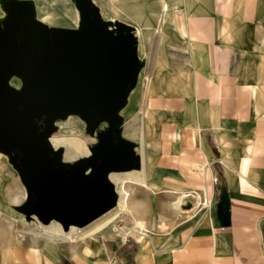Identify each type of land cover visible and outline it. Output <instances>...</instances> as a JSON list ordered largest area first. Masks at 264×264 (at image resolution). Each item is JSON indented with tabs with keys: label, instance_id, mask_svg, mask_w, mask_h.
<instances>
[{
	"label": "crops",
	"instance_id": "1",
	"mask_svg": "<svg viewBox=\"0 0 264 264\" xmlns=\"http://www.w3.org/2000/svg\"><path fill=\"white\" fill-rule=\"evenodd\" d=\"M157 1L153 14L176 43L160 44L143 107L139 89L131 97L130 120L143 113V132L161 140L152 179L205 192L212 210L178 245L102 234L64 242V250L48 244L42 264H264V0H211L205 15H172L182 26L168 25L166 0ZM173 55L180 67L167 62ZM222 186L231 204L226 228L216 214ZM181 197L201 201L198 193Z\"/></svg>",
	"mask_w": 264,
	"mask_h": 264
},
{
	"label": "water",
	"instance_id": "2",
	"mask_svg": "<svg viewBox=\"0 0 264 264\" xmlns=\"http://www.w3.org/2000/svg\"><path fill=\"white\" fill-rule=\"evenodd\" d=\"M77 7L79 30L50 29L21 5L0 34V151L18 155L31 192L29 214L65 231L84 229L115 209L110 175L142 165L131 145L115 140L117 112L140 69L139 41L120 23L112 30L91 1ZM14 75L25 80L20 93L7 85ZM70 117H79L90 132L109 127L102 147L92 151L97 168L88 178L85 162L61 165L50 144L57 122ZM230 207L222 186L216 214L223 228L231 225Z\"/></svg>",
	"mask_w": 264,
	"mask_h": 264
},
{
	"label": "rangeland",
	"instance_id": "3",
	"mask_svg": "<svg viewBox=\"0 0 264 264\" xmlns=\"http://www.w3.org/2000/svg\"><path fill=\"white\" fill-rule=\"evenodd\" d=\"M79 1L0 0V34L4 33L13 15L21 14L19 9L21 5H28L33 16L50 29L79 30L81 26V13L77 7ZM89 1L96 6L102 20L108 23L112 30H117L118 23L124 27L127 26L129 33L132 37L137 38L140 44L138 77L134 87L129 90L124 103L117 112L119 121L115 140L131 145L142 165L140 169L118 171L110 176V181L117 189L119 198L121 189L131 195L128 207L133 210L135 218L132 216L131 210H124L121 205L117 204L115 209L90 226L84 229L78 228L73 234L72 240L51 237L46 234V227L57 222L51 221L46 224L37 216L29 214V207L27 206L31 202V192L24 181V179L26 180L24 170L16 164L17 153L0 151V264H42L41 254L46 250L45 247L48 244L54 243L59 249L64 250V247H68V243L64 242L79 241L86 233H90L99 225L113 219H116L115 222L103 230L101 234H97L96 237H100L102 234H113V230L117 229V235L120 237L129 236L130 240L137 245L141 243L140 241L148 243L152 242L153 239L166 237L172 239L173 245H178L212 210V204L208 203V196L205 192L179 186L169 188L165 181L152 179L155 174L152 173L151 168L156 167L155 162L160 153L154 142L159 143L161 140L158 134L150 135L143 132V113L138 112L130 120L131 97L139 89L141 92L139 107L141 109L144 101L143 96L149 91L153 79L152 74L158 64L160 44L176 43L175 36H165L163 31L165 21L163 20L161 24L159 15H154L159 11L158 1ZM210 1L166 0V8H162V10L164 9L168 14V25L179 24L182 26L183 20L180 18L173 19L172 15L173 17H175L174 15H190L191 13L205 15L211 5ZM144 11L150 12L151 15H142ZM118 28L122 29L121 25H118ZM142 29L145 30L141 33ZM174 56L167 62L170 66L177 63L180 67L183 63L182 57L175 58ZM7 85L10 89L20 93L25 87V80L14 75L7 81ZM108 133V125H102L97 131L90 132L86 123L79 117H70L66 121L57 122L56 130L50 137V144L54 153L61 154V165L74 167L85 162L87 166H92L95 172L97 162L92 151L102 147L104 136ZM74 142L83 145L88 155L83 158L72 146ZM70 143L72 144L70 145ZM129 175L144 178L145 185L129 182L127 179ZM117 179L118 181H116ZM193 193H198L201 196V201L194 197L183 198V205L180 207L182 211L180 209L178 211L175 204L179 202V198L184 194ZM118 197L117 199H119ZM124 227L129 231L123 229ZM134 231L140 232L142 235L139 236L133 233ZM144 235H147L145 240H138Z\"/></svg>",
	"mask_w": 264,
	"mask_h": 264
},
{
	"label": "bare ground",
	"instance_id": "4",
	"mask_svg": "<svg viewBox=\"0 0 264 264\" xmlns=\"http://www.w3.org/2000/svg\"><path fill=\"white\" fill-rule=\"evenodd\" d=\"M69 143V142H68ZM75 143V142H74ZM73 143V144H74ZM72 143H70L71 145ZM72 144V146H74L75 150L82 155V157L84 158L85 156H87L88 154H86V150H84L83 145H81L80 143H75L74 145ZM86 149V148H85ZM58 151V150H57ZM69 157V156H68ZM88 159V158H87ZM83 160V159H82ZM70 163V162H69ZM76 163V162H75ZM68 164V163H67ZM70 165V164H69ZM72 165V164H71ZM90 165V164H89ZM94 171H93V167L92 166H87L84 172V177L88 178L91 175H93ZM111 176V175H110ZM113 176V175H112ZM119 179V178H118ZM118 179L116 181H118ZM129 182L131 183H137L139 185H145V182L141 179H136V177L134 175H129V178H127ZM121 180V179H119ZM121 183L125 184L123 181H121ZM115 192L116 194L117 189L115 188ZM120 198L117 199V204L121 205L122 208L124 210H128V201L129 198L131 197V195L129 193H127L124 189H121V192L119 193ZM186 197V196H185ZM182 197L179 202L177 204H175V208L179 211L181 205H183V198ZM188 198V197H187ZM183 200V201H182ZM181 210V209H180ZM116 219H113L111 221H107L101 225H99L97 228H95L93 231H91L90 233H86L85 235H83L82 240L87 239V238H93L94 236H96L97 234L101 233L103 230H105L107 227L111 226ZM123 229H126L125 227ZM78 230V228L76 227H71L69 231H65V229L63 228V226L59 223H51L50 225H47L46 227V234L50 235L51 237H55V238H60V239H65V240H72L73 234L76 233V231ZM126 231H129L128 229H126ZM133 233L138 234L139 236H141L142 234L140 232L134 231Z\"/></svg>",
	"mask_w": 264,
	"mask_h": 264
},
{
	"label": "built area",
	"instance_id": "5",
	"mask_svg": "<svg viewBox=\"0 0 264 264\" xmlns=\"http://www.w3.org/2000/svg\"><path fill=\"white\" fill-rule=\"evenodd\" d=\"M113 234L114 235H116L117 237H118V239L123 243V244H125V243H127L128 241H129V238H124V237H120V235H117L118 234V231H117V229H114L113 230ZM111 264H121V263H119L117 260H115V261H113Z\"/></svg>",
	"mask_w": 264,
	"mask_h": 264
},
{
	"label": "trees",
	"instance_id": "6",
	"mask_svg": "<svg viewBox=\"0 0 264 264\" xmlns=\"http://www.w3.org/2000/svg\"><path fill=\"white\" fill-rule=\"evenodd\" d=\"M221 188V187H220Z\"/></svg>",
	"mask_w": 264,
	"mask_h": 264
}]
</instances>
